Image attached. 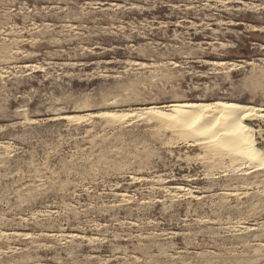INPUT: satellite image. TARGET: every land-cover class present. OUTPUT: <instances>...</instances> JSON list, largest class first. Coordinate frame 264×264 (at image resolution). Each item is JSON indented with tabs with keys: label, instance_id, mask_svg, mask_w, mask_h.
<instances>
[{
	"label": "rangeland",
	"instance_id": "obj_1",
	"mask_svg": "<svg viewBox=\"0 0 264 264\" xmlns=\"http://www.w3.org/2000/svg\"><path fill=\"white\" fill-rule=\"evenodd\" d=\"M261 113L264 0H0V264H264Z\"/></svg>",
	"mask_w": 264,
	"mask_h": 264
},
{
	"label": "bare ground",
	"instance_id": "obj_2",
	"mask_svg": "<svg viewBox=\"0 0 264 264\" xmlns=\"http://www.w3.org/2000/svg\"><path fill=\"white\" fill-rule=\"evenodd\" d=\"M257 110H259L257 107L234 102L216 101L210 104L190 102L171 105V113L169 112L170 115H166L181 126H192V122L201 123V125L194 128V131L200 130L199 133L204 130L208 131L214 123V116H216L219 120V126L214 129L212 135L205 137V139L213 141L217 135L221 140L225 141L227 139L228 142L225 141V143L232 151L234 150L241 156L251 160L262 156V151L254 146L251 139V129L243 119L255 117ZM155 112L160 117H166L165 113L161 111L157 110ZM259 115L264 116L262 113Z\"/></svg>",
	"mask_w": 264,
	"mask_h": 264
}]
</instances>
